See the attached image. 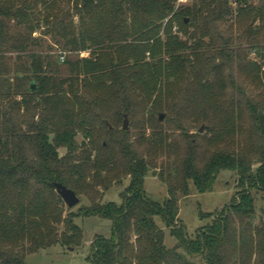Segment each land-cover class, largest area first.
I'll return each instance as SVG.
<instances>
[{
  "label": "trees",
  "instance_id": "16d2710c",
  "mask_svg": "<svg viewBox=\"0 0 264 264\" xmlns=\"http://www.w3.org/2000/svg\"><path fill=\"white\" fill-rule=\"evenodd\" d=\"M177 1L0 0V264L80 246L75 218L92 216L113 234L95 237L91 264H264V0ZM125 114L153 133L132 140ZM222 171L239 190L191 239L179 197L212 191ZM151 172L163 202L146 195ZM125 178L122 202L102 203ZM54 182L90 204L74 213Z\"/></svg>",
  "mask_w": 264,
  "mask_h": 264
},
{
  "label": "rangeland",
  "instance_id": "374dc122",
  "mask_svg": "<svg viewBox=\"0 0 264 264\" xmlns=\"http://www.w3.org/2000/svg\"><path fill=\"white\" fill-rule=\"evenodd\" d=\"M193 0H189L187 4H191ZM258 2L259 0H255ZM179 5V4H178ZM64 20L68 19V11ZM63 13V14H64ZM35 35L39 36V32ZM48 42H51L49 36L45 38ZM55 54L62 53L58 47L54 48L53 51ZM65 54V53H64ZM84 55H88L84 52ZM251 59L254 61H259V58L256 57L254 53L250 55ZM264 63V61L261 60ZM264 71V67H263ZM164 114V128L169 130L171 128L170 123L165 121L167 118V113ZM263 113H261L262 115ZM170 120L174 119V116H168ZM141 116L137 119L128 117V128L130 135H132V140L139 138L142 132H145L146 136H150L153 133L151 128L146 130L141 127ZM122 128L124 127V117L120 121ZM148 126V125H147ZM206 126V125H205ZM202 127V126H201ZM200 127V128H201ZM199 126L192 127V133L199 132ZM207 131L206 129L202 132L204 134ZM179 141L182 140L181 132H175L174 134ZM77 143L81 144L83 138L81 135L76 138ZM60 155L66 153L65 148L59 150ZM161 161V160H160ZM159 161V162H160ZM239 177L231 171H222L216 179V182L213 186L212 191L206 193H198L195 188H192L188 196L181 195L179 197V220L182 223L189 234L191 239H195L197 232L204 228L208 223L211 222V217H207L208 213H214L216 211H221L226 205H229L232 202L234 195L239 190L238 188ZM129 178H125L118 184L112 186L108 191L104 192L102 203L115 202L120 204L122 202L121 194L129 185ZM144 189L146 195L159 202H163L168 197L167 186L160 181V179L155 176L152 172L145 179ZM256 196V207H257V217L255 223L259 224L261 219L264 217V199L263 193L255 192ZM80 197V204L71 208L70 210L74 213H78L79 209L83 206L89 205L90 201L85 196ZM67 207V206H66ZM68 208V207H67ZM75 222L80 225L83 229V242L80 246L76 248H67L61 246L60 244L52 246L47 249L40 250L36 253L29 254L26 257L27 264H91L90 256L92 250V244L96 236H102L105 238H111L113 234V222L109 219H104L98 216L92 217H77ZM156 222L160 227L163 228L165 233V245L168 248H173L176 246L177 241L174 237L171 236L170 228L161 220L160 217L156 218ZM182 252H184L182 250ZM193 261L198 264H206L202 260L201 256H192L190 257Z\"/></svg>",
  "mask_w": 264,
  "mask_h": 264
},
{
  "label": "water",
  "instance_id": "95a60500",
  "mask_svg": "<svg viewBox=\"0 0 264 264\" xmlns=\"http://www.w3.org/2000/svg\"><path fill=\"white\" fill-rule=\"evenodd\" d=\"M65 16H67L66 12L63 14L62 20H64ZM32 88H35L34 84H33ZM159 119H160V121H163L164 114L161 113L159 115ZM123 128L124 129L128 128V115L127 114L124 115V127ZM205 129H206V126L203 125L200 128L199 132L202 133ZM52 185L55 187L56 192L63 199L64 203L66 204V206L68 208L71 209V208L77 206L78 204H80L81 200L74 190L68 188L66 185L59 183V182H54V183H52Z\"/></svg>",
  "mask_w": 264,
  "mask_h": 264
},
{
  "label": "built area",
  "instance_id": "2783aa9c",
  "mask_svg": "<svg viewBox=\"0 0 264 264\" xmlns=\"http://www.w3.org/2000/svg\"><path fill=\"white\" fill-rule=\"evenodd\" d=\"M189 0H178L177 3L179 5H183V4H187ZM230 4L234 7H236V0H229ZM84 55V54H83ZM64 57H62L61 59L63 60Z\"/></svg>",
  "mask_w": 264,
  "mask_h": 264
}]
</instances>
